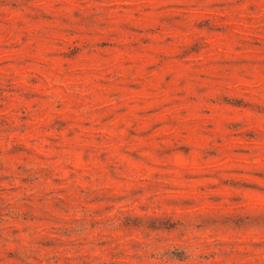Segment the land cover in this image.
<instances>
[{
  "label": "rangeland",
  "instance_id": "obj_1",
  "mask_svg": "<svg viewBox=\"0 0 264 264\" xmlns=\"http://www.w3.org/2000/svg\"><path fill=\"white\" fill-rule=\"evenodd\" d=\"M0 264H264V0H0Z\"/></svg>",
  "mask_w": 264,
  "mask_h": 264
}]
</instances>
